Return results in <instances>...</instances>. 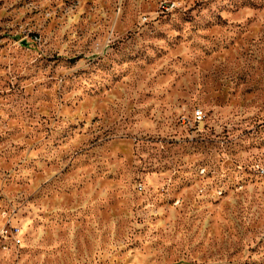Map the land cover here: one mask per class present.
Instances as JSON below:
<instances>
[{"label":"rangeland","instance_id":"rangeland-1","mask_svg":"<svg viewBox=\"0 0 264 264\" xmlns=\"http://www.w3.org/2000/svg\"><path fill=\"white\" fill-rule=\"evenodd\" d=\"M255 164L264 0H0V264H264Z\"/></svg>","mask_w":264,"mask_h":264},{"label":"built area","instance_id":"built-area-1","mask_svg":"<svg viewBox=\"0 0 264 264\" xmlns=\"http://www.w3.org/2000/svg\"><path fill=\"white\" fill-rule=\"evenodd\" d=\"M172 4V3H170ZM34 38L35 35H34ZM203 113L201 109L195 108L191 113V123L199 125L203 120ZM181 122H187V119L182 117ZM252 171L259 175H264V167L257 164L251 166ZM22 232L21 227L14 223L12 217L7 212L0 214V248L9 250L10 247L18 246L21 242Z\"/></svg>","mask_w":264,"mask_h":264},{"label":"trees","instance_id":"trees-1","mask_svg":"<svg viewBox=\"0 0 264 264\" xmlns=\"http://www.w3.org/2000/svg\"><path fill=\"white\" fill-rule=\"evenodd\" d=\"M200 109V108H199Z\"/></svg>","mask_w":264,"mask_h":264}]
</instances>
